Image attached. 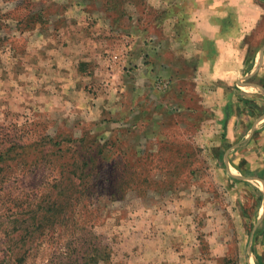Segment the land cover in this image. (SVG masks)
<instances>
[{
  "label": "rangeland",
  "instance_id": "1",
  "mask_svg": "<svg viewBox=\"0 0 264 264\" xmlns=\"http://www.w3.org/2000/svg\"><path fill=\"white\" fill-rule=\"evenodd\" d=\"M97 237L264 264V0H0V264Z\"/></svg>",
  "mask_w": 264,
  "mask_h": 264
},
{
  "label": "trees",
  "instance_id": "2",
  "mask_svg": "<svg viewBox=\"0 0 264 264\" xmlns=\"http://www.w3.org/2000/svg\"><path fill=\"white\" fill-rule=\"evenodd\" d=\"M96 240H98V237ZM98 241L94 242L89 248L87 247L82 250L80 252L81 255L78 256V258L67 264H98L101 261H106L110 254L109 247Z\"/></svg>",
  "mask_w": 264,
  "mask_h": 264
},
{
  "label": "crops",
  "instance_id": "3",
  "mask_svg": "<svg viewBox=\"0 0 264 264\" xmlns=\"http://www.w3.org/2000/svg\"><path fill=\"white\" fill-rule=\"evenodd\" d=\"M218 38V37H217ZM221 46V45H220Z\"/></svg>",
  "mask_w": 264,
  "mask_h": 264
}]
</instances>
